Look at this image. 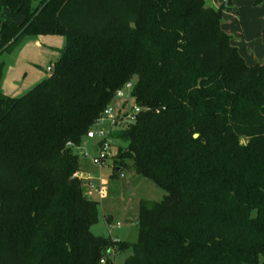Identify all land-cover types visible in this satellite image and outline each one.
<instances>
[{"label":"trees","instance_id":"16d2710c","mask_svg":"<svg viewBox=\"0 0 264 264\" xmlns=\"http://www.w3.org/2000/svg\"><path fill=\"white\" fill-rule=\"evenodd\" d=\"M230 4L0 0V50L29 24L0 57L30 35L65 38L49 77L0 92V264H115L129 249L125 264H264V58L247 65L224 31ZM128 83L148 110L113 132L128 144L116 170L131 162L166 192L141 202L134 244L91 232L100 203L76 176Z\"/></svg>","mask_w":264,"mask_h":264},{"label":"rangeland","instance_id":"374dc122","mask_svg":"<svg viewBox=\"0 0 264 264\" xmlns=\"http://www.w3.org/2000/svg\"><path fill=\"white\" fill-rule=\"evenodd\" d=\"M207 5L218 9L223 0H206ZM230 9L223 12L222 27L231 37L241 56L249 66L262 63L264 46L262 41L264 25V4L255 5L253 0H231ZM65 46V38L58 35H30L12 53H4L0 62H5L0 92L17 98L36 87L51 73L47 68L55 61L57 51ZM125 101L115 98L114 109ZM107 129V126H105ZM99 139H87L79 152V165L95 179H104V196H94L99 202V223L91 232L99 237H111L114 240L137 243L140 228L137 217L141 202H160L166 192L153 181L138 176L129 162L124 165L122 179L116 172L118 161L100 167L93 161ZM119 149L128 144L117 142ZM115 167V168H114ZM85 188L87 183H83ZM133 250L115 256V264H125Z\"/></svg>","mask_w":264,"mask_h":264},{"label":"built area","instance_id":"2783aa9c","mask_svg":"<svg viewBox=\"0 0 264 264\" xmlns=\"http://www.w3.org/2000/svg\"><path fill=\"white\" fill-rule=\"evenodd\" d=\"M53 69L54 66L50 65L47 68V72L51 73ZM132 90L133 83H128L124 88L117 91L116 98L129 102V106L123 108L121 105L117 109H114L112 105L109 106L87 134V139H99L96 145L97 149L93 161L96 165L102 168L108 167L109 163L114 162L120 150L117 143L118 141L112 138L113 132L115 130H122L136 125L139 115L148 110L147 108L140 107L134 103L131 97ZM157 112L159 113V111ZM105 126H107V129H105ZM118 174L122 179L125 178L122 169H120ZM76 176L83 183H87L86 196L88 198L94 199L95 195L103 198L105 194L103 189L104 179H95L85 171L77 173ZM102 262L104 263V261Z\"/></svg>","mask_w":264,"mask_h":264},{"label":"water","instance_id":"95a60500","mask_svg":"<svg viewBox=\"0 0 264 264\" xmlns=\"http://www.w3.org/2000/svg\"><path fill=\"white\" fill-rule=\"evenodd\" d=\"M231 0H224L223 2V6L227 7L230 4ZM43 9V8H42ZM42 9L36 14V16H38L40 14V12L42 11ZM29 26V24L12 40V42L10 44H8L7 46H5L2 50H0V54L3 53L5 50L8 49V47L15 42L26 30V28ZM198 135H195V138H197ZM117 172H120V168H118Z\"/></svg>","mask_w":264,"mask_h":264},{"label":"crops","instance_id":"0c3cea01","mask_svg":"<svg viewBox=\"0 0 264 264\" xmlns=\"http://www.w3.org/2000/svg\"><path fill=\"white\" fill-rule=\"evenodd\" d=\"M59 51H60V50L57 51V56H56V58L59 56V53H58ZM3 63L5 64L4 61H3ZM117 170H118V169H117ZM117 170H116V172H117ZM85 172H86V171H85ZM118 173H119V172H117V174H118Z\"/></svg>","mask_w":264,"mask_h":264}]
</instances>
